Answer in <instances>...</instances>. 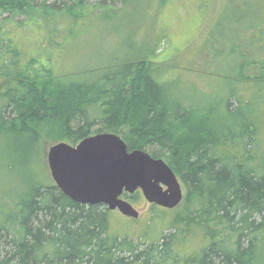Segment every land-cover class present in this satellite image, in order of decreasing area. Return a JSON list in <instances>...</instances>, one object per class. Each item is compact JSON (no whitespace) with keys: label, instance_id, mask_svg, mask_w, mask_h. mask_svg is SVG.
Returning a JSON list of instances; mask_svg holds the SVG:
<instances>
[{"label":"trees","instance_id":"1","mask_svg":"<svg viewBox=\"0 0 264 264\" xmlns=\"http://www.w3.org/2000/svg\"><path fill=\"white\" fill-rule=\"evenodd\" d=\"M125 3L0 0V135L13 138L12 168L31 174L16 196L19 209L0 210V264H257L264 239V50L244 54L231 71L234 88L200 106L178 101L157 77L156 44L150 55L102 77L56 70L73 24ZM255 29L254 45L264 44L263 28ZM106 132L121 135L129 150L163 158L183 185L180 213L160 214L161 227L150 221L143 242L113 233L107 205L75 202L27 167L43 155L45 138L76 144ZM151 233L155 240L145 238Z\"/></svg>","mask_w":264,"mask_h":264},{"label":"rangeland","instance_id":"2","mask_svg":"<svg viewBox=\"0 0 264 264\" xmlns=\"http://www.w3.org/2000/svg\"><path fill=\"white\" fill-rule=\"evenodd\" d=\"M256 26L263 28L262 38L257 37L263 43L264 0H126L125 6L108 15L87 16L73 24L72 33L64 39L66 48L55 60L56 70L102 77L106 69L150 55L156 44L157 77L168 83L178 101L200 106L234 88L232 70L244 54L248 57L264 50V44L254 45ZM3 138L0 135V210L9 211L19 209L16 196L25 190L31 174L23 166L17 167L16 162V168H12L17 161L16 155L9 153L13 138L8 137L7 142ZM55 143L43 139V155L27 166L46 182H54L48 151ZM15 145H20L19 138ZM132 203L140 212L138 217L114 210L110 224L113 233L128 235L134 243L143 242L150 221L163 225L159 223L160 214L167 212L172 217L181 211V203L171 210H153L154 205L143 194ZM152 233L156 234L155 230ZM152 233L145 238L155 240ZM257 264H264V239Z\"/></svg>","mask_w":264,"mask_h":264},{"label":"water","instance_id":"3","mask_svg":"<svg viewBox=\"0 0 264 264\" xmlns=\"http://www.w3.org/2000/svg\"><path fill=\"white\" fill-rule=\"evenodd\" d=\"M48 165L54 183L81 204H105L125 216L140 212L123 195L141 190L151 204L173 209L184 197V188L163 158L141 150H129L121 135L98 133L76 144L50 146Z\"/></svg>","mask_w":264,"mask_h":264},{"label":"flooded vegetation","instance_id":"4","mask_svg":"<svg viewBox=\"0 0 264 264\" xmlns=\"http://www.w3.org/2000/svg\"><path fill=\"white\" fill-rule=\"evenodd\" d=\"M133 195V194H132ZM141 195H142V193H141Z\"/></svg>","mask_w":264,"mask_h":264}]
</instances>
